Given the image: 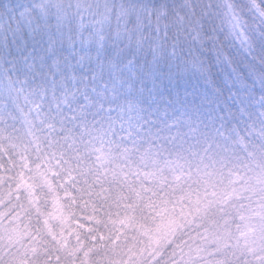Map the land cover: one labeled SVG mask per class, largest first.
I'll return each instance as SVG.
<instances>
[{
  "label": "snow or ice",
  "instance_id": "1",
  "mask_svg": "<svg viewBox=\"0 0 264 264\" xmlns=\"http://www.w3.org/2000/svg\"><path fill=\"white\" fill-rule=\"evenodd\" d=\"M250 7L264 16V6ZM75 8L79 24L61 32L68 74L30 89L14 111L0 107V264H264V119L241 132L203 123L183 105L145 115L130 100L96 120L91 86L71 57L81 66L95 59L81 49L94 45L98 55L105 24L132 8L107 0ZM57 9L60 21L68 17ZM0 16L31 23L28 8ZM116 37L142 44L126 28ZM192 39L201 40L194 25ZM96 63L99 73L115 69Z\"/></svg>",
  "mask_w": 264,
  "mask_h": 264
},
{
  "label": "clouds",
  "instance_id": "2",
  "mask_svg": "<svg viewBox=\"0 0 264 264\" xmlns=\"http://www.w3.org/2000/svg\"><path fill=\"white\" fill-rule=\"evenodd\" d=\"M252 2L107 0L116 8L131 7V15L113 16L105 24L104 47L98 55L94 45L81 49L96 56L91 62L81 66L71 57L72 70L84 78L80 83L91 86L88 94L95 101L93 111L100 113L96 120L107 116L109 108L116 116L130 100L138 103L145 115L157 105L169 108L172 115L173 108L183 105L203 123L215 122L217 127L223 123L241 132L252 120L264 119V16L250 7ZM254 3L264 6V0ZM57 4L69 13L63 21L58 19ZM75 4L76 0H0V11L14 8L19 13L28 8L31 15L30 24L19 26L9 25L7 17L0 16V107L14 111L17 104L24 105L30 89L42 83L51 86L53 76L59 80L68 74L65 57L71 50L62 43L61 32L66 35L79 24ZM162 9L167 10L166 15L161 14ZM85 15L89 21L93 19ZM234 15L238 19H232ZM179 16L184 17L183 23L177 22ZM60 24L62 28H58ZM193 25L201 34L200 42L192 39ZM125 28L142 38L141 46L117 39V32ZM97 59L106 66L115 65V69L106 67L99 73ZM94 72L97 79L91 81L88 78Z\"/></svg>",
  "mask_w": 264,
  "mask_h": 264
}]
</instances>
